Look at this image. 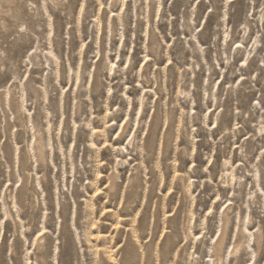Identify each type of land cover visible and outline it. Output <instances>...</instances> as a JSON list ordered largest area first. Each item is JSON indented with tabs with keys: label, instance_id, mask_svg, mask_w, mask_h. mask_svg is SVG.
I'll list each match as a JSON object with an SVG mask.
<instances>
[{
	"label": "rangeland",
	"instance_id": "374dc122",
	"mask_svg": "<svg viewBox=\"0 0 264 264\" xmlns=\"http://www.w3.org/2000/svg\"><path fill=\"white\" fill-rule=\"evenodd\" d=\"M0 264H264V0H0Z\"/></svg>",
	"mask_w": 264,
	"mask_h": 264
},
{
	"label": "bare ground",
	"instance_id": "6f19581e",
	"mask_svg": "<svg viewBox=\"0 0 264 264\" xmlns=\"http://www.w3.org/2000/svg\"><path fill=\"white\" fill-rule=\"evenodd\" d=\"M42 151V150H41ZM40 152V151H39ZM43 154V153H42ZM42 154H40L39 155V157H41L42 156ZM43 157V156H42ZM114 186H115V184L113 185V186H110V190H112L113 188H114ZM104 230V229H103ZM221 238V237H220ZM221 245H223V240L221 239L220 241H218L217 242V244H216V246H217V248L220 250V247H221ZM222 248V247H221ZM237 250L239 251L240 249L239 248H237ZM236 250V251H237ZM235 251V252H236ZM217 253V252H216ZM235 254V253H234ZM237 254V253H236Z\"/></svg>",
	"mask_w": 264,
	"mask_h": 264
}]
</instances>
